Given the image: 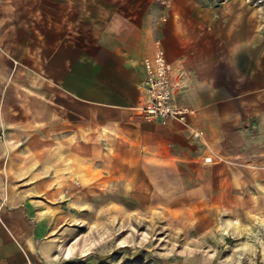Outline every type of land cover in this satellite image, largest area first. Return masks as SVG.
Masks as SVG:
<instances>
[{"label": "crops", "instance_id": "1", "mask_svg": "<svg viewBox=\"0 0 264 264\" xmlns=\"http://www.w3.org/2000/svg\"><path fill=\"white\" fill-rule=\"evenodd\" d=\"M204 8L155 0H0V131L6 139L72 141L124 135L169 150L209 118L247 126L264 119V39L225 36ZM159 40L187 71L186 122L147 121L139 62ZM71 153V152H70ZM0 144V264H48L47 220L8 185Z\"/></svg>", "mask_w": 264, "mask_h": 264}, {"label": "rangeland", "instance_id": "2", "mask_svg": "<svg viewBox=\"0 0 264 264\" xmlns=\"http://www.w3.org/2000/svg\"><path fill=\"white\" fill-rule=\"evenodd\" d=\"M155 2L204 8L226 37L264 39L251 0ZM219 123L177 142L175 157L124 135L10 140L1 130L8 185L47 220L48 264H264V119Z\"/></svg>", "mask_w": 264, "mask_h": 264}, {"label": "built area", "instance_id": "3", "mask_svg": "<svg viewBox=\"0 0 264 264\" xmlns=\"http://www.w3.org/2000/svg\"><path fill=\"white\" fill-rule=\"evenodd\" d=\"M139 70L142 99L136 110L141 117L147 121L186 122L193 111L179 98L187 80V71L181 62H169L161 42L155 40L152 55L140 60Z\"/></svg>", "mask_w": 264, "mask_h": 264}, {"label": "bare ground", "instance_id": "4", "mask_svg": "<svg viewBox=\"0 0 264 264\" xmlns=\"http://www.w3.org/2000/svg\"><path fill=\"white\" fill-rule=\"evenodd\" d=\"M251 5L254 6H259V10H262L263 14H264V2L261 0H251L250 2ZM264 16V15H263ZM234 214V213H233ZM236 219L238 220V217L235 215ZM245 217L249 218V214L245 213ZM68 253V252H67ZM202 264H208V261L203 262Z\"/></svg>", "mask_w": 264, "mask_h": 264}]
</instances>
